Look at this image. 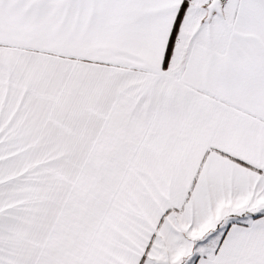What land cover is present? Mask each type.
I'll list each match as a JSON object with an SVG mask.
<instances>
[{
	"label": "snow or ice",
	"instance_id": "obj_1",
	"mask_svg": "<svg viewBox=\"0 0 264 264\" xmlns=\"http://www.w3.org/2000/svg\"><path fill=\"white\" fill-rule=\"evenodd\" d=\"M0 264H264V0H0Z\"/></svg>",
	"mask_w": 264,
	"mask_h": 264
}]
</instances>
